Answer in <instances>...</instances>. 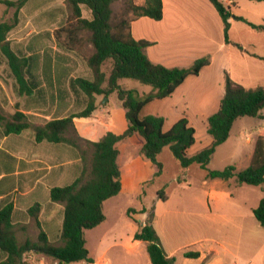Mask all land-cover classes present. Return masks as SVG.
<instances>
[{
    "label": "rangeland",
    "instance_id": "374dc122",
    "mask_svg": "<svg viewBox=\"0 0 264 264\" xmlns=\"http://www.w3.org/2000/svg\"><path fill=\"white\" fill-rule=\"evenodd\" d=\"M128 1L130 0H114V17L126 12ZM132 1L135 4L143 2ZM15 13V6L0 2V23H14L7 38L10 48L21 59L28 58L29 69L43 76L40 78L44 84V110L41 113L48 116L54 112L56 117L84 110L88 98L81 92H74L71 84L78 78H91L88 58L93 54L94 48L90 42L91 33L76 29L77 23L68 0H29L19 11L17 18ZM83 16L90 18V11L85 9ZM261 39L264 41L263 36ZM249 41L254 44L251 50L264 54V45L259 35L255 34ZM233 49L240 52L236 47ZM110 68L111 61H108L103 69L108 74ZM260 75L253 78L251 84L264 86V73L263 77ZM120 84L122 88L129 90H151V86L132 79H124ZM0 90V113L5 120L27 106V99L19 95L17 82L2 50ZM96 106L97 109L90 118L76 120V132L68 133L82 149L87 150L88 155L91 150L87 141L99 140L103 125L106 130V124L111 127L112 120L117 133L124 132L128 127L125 110L117 93L107 98L97 96ZM144 116L143 112L140 117ZM260 126H264L262 118L238 119L229 139L217 148L207 168L212 171L224 170L229 166H234L236 171L247 168L252 160L258 138L257 128ZM193 127L196 129L197 139L188 151L189 156L197 154L212 143L205 125L195 121ZM209 137L211 140H208ZM248 137L250 141H247ZM143 143V139L136 133L117 144L121 151L118 164L122 171L123 189L117 196L105 201L106 220L85 232L86 247L97 264H151L147 249L141 248L135 253L131 251L130 245L135 232L152 215L162 231L168 250L170 251L169 246L177 250L176 264H264V227L253 214V208L264 197V185H235L229 182L231 190L236 192L234 205L207 207L204 205L207 195L203 186L207 170L199 164L183 168L167 146L158 156L164 166L163 174L156 177L157 166L141 154ZM64 157L65 155L60 162L54 158L56 165L53 167L52 160L45 159L46 177L55 184L72 183L78 175L80 161L70 155H67L66 160ZM159 191L163 192L167 201L159 197ZM143 209L146 210L145 213ZM60 214L58 208L53 226L55 234L60 225ZM36 237L37 234L32 238ZM205 238L215 240L219 244L220 253L208 258L205 256L199 261L185 258L184 252L198 250L201 246L199 243L204 242ZM205 259L206 262L203 263ZM25 263L29 264V260Z\"/></svg>",
    "mask_w": 264,
    "mask_h": 264
},
{
    "label": "trees",
    "instance_id": "16d2710c",
    "mask_svg": "<svg viewBox=\"0 0 264 264\" xmlns=\"http://www.w3.org/2000/svg\"><path fill=\"white\" fill-rule=\"evenodd\" d=\"M29 0L0 1L15 6L17 18L21 8ZM220 13L225 25V38L229 42V19L233 17L230 7L219 0H210ZM235 2L236 0H232ZM261 1V0H257ZM114 0H68L77 30H86L91 33L90 42L94 48L88 58L91 78H78L72 81L74 92L83 93L88 98L86 108L67 117L56 118L44 126L36 128L38 139H45L59 144L74 142L69 132H76L74 120L76 118H90L96 111V97H109L117 93L123 104L127 129L122 133L115 132L113 127L106 128L105 134L97 141H87L91 150L81 153L82 168L80 175L66 186H56L50 191V199L54 203L64 206V216L61 230L58 235L49 238L43 230L40 231L38 241L26 240L20 243L12 219L10 208L0 211V264H24V254L30 251L41 253L58 262V264H74L77 262L95 263L94 258L86 247L85 232L96 228L106 220L104 203L117 196L122 190V173L118 164L120 154L117 144L122 140L138 134L144 144L141 153L151 163L157 166L155 176L163 174V164L158 160L159 154L169 146L172 156L183 168L199 164L207 170L208 179L230 180L236 179L238 185H264V129L256 140L250 165L241 171L234 166L224 170H209L217 148L230 137L234 123L243 117L263 118L264 87L246 88L234 82L229 74L225 75V92L219 110L208 118V133L212 143L193 156L188 155L189 149L196 142V130L189 125L186 118L180 119L168 131H164L163 117L148 115L141 118L143 109L154 100L170 97L187 78L198 76L210 64L209 57L196 60L188 68H169L155 64L146 54L150 42L136 40L131 34V23L141 17L161 20L163 17L162 0H145L144 4L127 2V10L119 17H114L112 4ZM91 13L90 18L83 16L84 10ZM131 15V17H128ZM236 20L248 23L251 27L264 31V25L249 23L243 17H234ZM14 28V23H0V45L3 54L14 73L19 86V93L32 95L37 83L25 78L24 66L29 59L22 62L10 48L7 38ZM111 61V68L107 74L103 67ZM122 79H132L143 85L151 86L153 92L140 96L135 89H124L119 84ZM7 133H19L30 127L28 116L16 111L5 121ZM77 148H80L76 144ZM163 201H167L162 191L158 192ZM145 213L146 210L143 209ZM254 217L264 227V197L253 210ZM154 215L148 217L135 232L136 241L147 244V252L151 264H174L162 245L160 236L154 227ZM40 226V222H37ZM186 258L197 259L198 251H186Z\"/></svg>",
    "mask_w": 264,
    "mask_h": 264
},
{
    "label": "crops",
    "instance_id": "0c3cea01",
    "mask_svg": "<svg viewBox=\"0 0 264 264\" xmlns=\"http://www.w3.org/2000/svg\"><path fill=\"white\" fill-rule=\"evenodd\" d=\"M219 1L230 7L233 14V17L228 20L231 24L229 42L225 38L224 21L210 0H162L163 17L161 20L141 17L131 23L132 36L136 40L150 42V45L146 48V54L155 64L169 68H188L200 58H210V64L198 76L187 78L170 97L154 100L143 109L142 113L144 112L145 116L153 115L165 119L164 131H168L182 118H186L191 126L195 125V121H200L208 130V118L219 110L224 96L226 74H229L234 82L246 88L260 86L259 84H251V81L264 73V54H257L254 50H251V46L254 44L249 40L250 37H254L257 34L262 45H264V41L261 39V36L264 37V31L257 30L248 23L236 20L234 17H243L249 23L264 25V0ZM144 2L145 0L138 4L142 5ZM246 7L250 9L246 10ZM233 47H236L237 50L239 49L240 52H236ZM5 58L8 62L6 56ZM24 59L20 58L22 62ZM28 62L24 66L25 78L28 81L36 82L37 85L33 88L32 95L19 93V95L27 99V106L25 105L17 111H21L28 116L30 127L19 133H7L6 120L0 113V211L10 208V217L20 243H24L26 240L38 241L41 230L46 232L51 238L55 234L53 226L56 221L55 215L58 208L61 211L60 221H58L60 225L55 235H58L62 227L64 206L51 201L50 191L53 187L66 186L68 184H55L46 177L45 159L52 160V167L56 165V162L53 161L54 158H57V162H60L63 160V155H65L64 160H66L67 155L79 160L77 178L82 168L80 157L84 150L80 146V148L76 147L78 143L75 140L71 144L61 145L37 138V127L44 126L53 119L67 116L55 117L54 112L45 116L41 113L44 110V96L42 95L44 84L41 80L43 76L31 71ZM122 80L119 81V84ZM17 89L19 92L18 83ZM137 91L140 96H145L152 93L153 89L151 87L149 92ZM57 102L58 99L56 104ZM53 104H55L54 101ZM77 119L80 118L74 120L75 128H77ZM262 119L264 120V110ZM109 126L110 124H106L107 128ZM111 127H113L112 120ZM104 128L105 126L103 125L101 137L106 132ZM263 129L264 126L257 128L258 137ZM208 140H211V137ZM247 141H250L249 137ZM120 155L121 151L119 157ZM121 181L123 189L124 181L122 178ZM229 182L238 185L236 180L233 181V178L226 181L220 179L212 180L205 177L203 186L207 197L204 205L207 207H211V205L232 207L235 202L236 192L231 190L232 185ZM37 222H40L41 225L39 226ZM154 227L160 236L166 254L173 258L174 264H176L177 250L171 249L172 246L169 245L170 251L168 250L157 221H154ZM201 229L203 230V227ZM36 234V239H33L32 237H35ZM199 244L201 246L196 251L200 253V257L192 260L199 261L205 256L208 258L220 253L219 244L215 240L205 238L204 242ZM130 248L132 252L138 253L141 248L143 250L147 249V244L136 241L133 238ZM206 259L203 263L206 262ZM26 260H29V264H58L54 259L33 251L24 254V264H28L25 263ZM94 260L95 263L93 264H97L96 259ZM74 264L88 263L83 261Z\"/></svg>",
    "mask_w": 264,
    "mask_h": 264
},
{
    "label": "water",
    "instance_id": "95a60500",
    "mask_svg": "<svg viewBox=\"0 0 264 264\" xmlns=\"http://www.w3.org/2000/svg\"><path fill=\"white\" fill-rule=\"evenodd\" d=\"M107 98V97H106Z\"/></svg>",
    "mask_w": 264,
    "mask_h": 264
}]
</instances>
